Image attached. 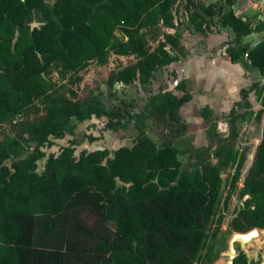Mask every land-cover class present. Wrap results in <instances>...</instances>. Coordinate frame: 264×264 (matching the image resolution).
I'll return each instance as SVG.
<instances>
[{"label": "trees", "instance_id": "obj_1", "mask_svg": "<svg viewBox=\"0 0 264 264\" xmlns=\"http://www.w3.org/2000/svg\"><path fill=\"white\" fill-rule=\"evenodd\" d=\"M176 1L0 0V126L20 129L15 146L35 143L19 156L0 139V264H210L226 247L230 232L264 229V125L242 180L240 195L247 197L222 229L223 215L215 217L222 173L236 163L234 188L246 158L245 151L238 154L234 147L236 108L224 137L214 133L209 108L201 110L215 142L194 148L206 156L187 169L173 141L185 131L178 113L190 99L184 81L178 84L181 95H150L147 111L107 109L100 98L80 99L72 89L70 95L47 97L53 71L61 78L72 77L91 59L104 63L110 47L118 55L134 56L135 62L111 71L109 85L134 80L148 84L157 68L176 60L172 51L180 35L162 30L173 26ZM186 1L188 9L195 6L189 15L195 30H208L206 16L218 13L220 24L234 33L236 46L227 48L231 60L244 55L264 74V36L253 45L241 43L264 31V21L252 26L234 11L235 0L208 5ZM34 21L39 24L32 25ZM147 32L157 41L154 48L148 45ZM249 90L241 89L237 106L241 101L249 106ZM261 104L259 115L264 93ZM23 113L26 118L17 120ZM103 115L111 129L134 120L137 135L131 146L76 154L69 143L49 154L43 170L37 171L38 160L46 155L42 146H51L52 137L72 133V118ZM147 119L157 130L159 144L144 130ZM246 262L241 252L231 264Z\"/></svg>", "mask_w": 264, "mask_h": 264}, {"label": "rangeland", "instance_id": "obj_2", "mask_svg": "<svg viewBox=\"0 0 264 264\" xmlns=\"http://www.w3.org/2000/svg\"><path fill=\"white\" fill-rule=\"evenodd\" d=\"M53 0H47L52 3ZM220 0H198L197 3L208 5ZM175 6V19L173 27H163V31L179 33L180 42L172 52L176 60L168 65L157 68L148 84H141L138 80L130 83L115 82L109 85L108 79L111 71L121 65L135 62L134 56H122L109 48L106 61L101 63L97 59H91L76 75L61 78L56 71L50 75L53 87L47 97H56L60 94L70 95L72 89L80 99L98 97L102 100L107 109L147 111L146 103L148 97L160 91H171L181 95L182 89L178 85L180 81L186 84V91L190 99L183 102L178 108V113L185 125L184 133L173 138L174 144L179 149V158L183 167L194 168L200 158L206 153L194 152V148L202 150L215 142V134L221 137L227 136L229 132L230 112L236 108V126L238 136L234 141V147L238 154L246 152L244 165L241 174L236 180L234 188L231 187V180L236 163H233L228 170L222 173L223 187L220 194V204L217 214L223 215L224 224L222 229H227V223L234 215V211L240 208L247 196L240 195L243 177L251 164L254 150L261 139L264 125V108L262 114L261 94L264 93V74H261L244 56L231 60L227 48L236 46L234 33L230 27L222 26L219 22V14L206 16L209 25L206 31H197L193 28L189 16L179 14L181 7H187L185 0H177ZM226 6V5H225ZM188 9V8H187ZM195 9L193 4L189 5V13ZM233 9L235 12L250 20L252 26L258 21H264V0H235ZM189 15V14H188ZM34 21L32 25H38ZM144 30H140V33ZM115 34L122 39L123 35L119 29ZM264 36V31L253 32L242 39L243 44L253 45ZM146 38L150 48H154L157 41L151 38L147 32ZM78 77V78H77ZM248 91L249 106L245 102L237 106L236 101L241 99V89ZM42 104L40 101L38 102ZM209 108V113L215 123L214 133L210 135L211 125L208 124L201 110ZM31 110L29 115L34 117ZM26 118V113L17 116V120ZM75 128L72 133L66 132L62 138L52 137L54 143L51 146H42L45 157L38 160L37 171L41 172L44 162L49 154L58 153L63 145L72 143L75 153L80 150H93L107 148L112 153L116 148L127 145L131 146L137 135V128L134 120H128L124 127L111 129L106 127L107 117L92 116L84 120L72 118ZM124 121V119H122ZM18 128H12L9 124L0 126V139L7 145L13 147L19 156H24L34 148L32 141H21L15 146L13 141L18 133ZM144 130L146 134L159 144L160 138L151 119H147ZM14 152V153H15ZM11 159L6 163L10 164ZM120 185V182H118ZM226 203V205H225ZM214 227V225L212 226ZM212 229V228H211ZM258 234H250L238 239L230 232L227 244L210 264H229L234 256L243 252L246 254V264H264V229H258ZM228 232V231H226ZM224 239V238H222ZM223 241V240H221ZM219 243H217V246Z\"/></svg>", "mask_w": 264, "mask_h": 264}, {"label": "built area", "instance_id": "obj_3", "mask_svg": "<svg viewBox=\"0 0 264 264\" xmlns=\"http://www.w3.org/2000/svg\"><path fill=\"white\" fill-rule=\"evenodd\" d=\"M192 2L194 3V4H197V2H198V0H192ZM185 3L187 4V1L185 0ZM185 4V5H186ZM175 6L177 5V2L174 4ZM175 6H173V8H172V14H173V22L174 23H176L177 21H176V19H175V12H176V8H175ZM179 14H182V15H184V17L186 16V18H188V16L190 15V13H189V10L187 9V7H181V9H179ZM189 14V15H188ZM173 27V26H172ZM171 27V28H172ZM167 28V27H166ZM167 32V31H166ZM171 33V32H170ZM122 56H125V55H122Z\"/></svg>", "mask_w": 264, "mask_h": 264}, {"label": "water", "instance_id": "obj_4", "mask_svg": "<svg viewBox=\"0 0 264 264\" xmlns=\"http://www.w3.org/2000/svg\"><path fill=\"white\" fill-rule=\"evenodd\" d=\"M248 233H249V234L254 233V235H257V234H258L257 228H253L252 230H250V231H248V232H245V233H242V232H235L233 236H234L235 238L241 239V238H240L241 235H243V234H248ZM252 235H253V234H252ZM250 238H251V237H249L247 240H245V239L243 238L244 240H243V239H241V240H243V241H248ZM231 263H232V260L229 262V264H231Z\"/></svg>", "mask_w": 264, "mask_h": 264}, {"label": "bare ground", "instance_id": "obj_5", "mask_svg": "<svg viewBox=\"0 0 264 264\" xmlns=\"http://www.w3.org/2000/svg\"><path fill=\"white\" fill-rule=\"evenodd\" d=\"M251 234H253V233H251ZM245 236H247V238H248L250 236V234L249 233L248 234H243V235L240 236V238H243Z\"/></svg>", "mask_w": 264, "mask_h": 264}, {"label": "crops", "instance_id": "obj_6", "mask_svg": "<svg viewBox=\"0 0 264 264\" xmlns=\"http://www.w3.org/2000/svg\"><path fill=\"white\" fill-rule=\"evenodd\" d=\"M234 6V5H233ZM235 11V10H234Z\"/></svg>", "mask_w": 264, "mask_h": 264}]
</instances>
